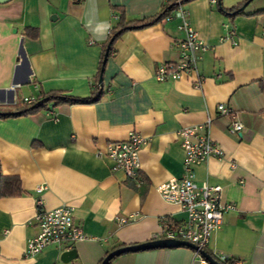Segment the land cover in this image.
<instances>
[{
    "label": "crops",
    "instance_id": "1",
    "mask_svg": "<svg viewBox=\"0 0 264 264\" xmlns=\"http://www.w3.org/2000/svg\"><path fill=\"white\" fill-rule=\"evenodd\" d=\"M246 0H222L233 9ZM166 0H9L0 4V111L14 113L23 100L62 92L87 105L51 103L29 116L0 119L3 176L19 177L22 194L0 198V264H102L113 251L161 239L163 223L182 225L186 214L165 202L157 187L183 176L185 153L179 131L204 125L223 150L195 169L199 184L222 187L235 209L206 249L240 264H264V0H253L233 20L212 0L183 8L193 30L209 45L197 70L177 82L159 83L163 64L180 59L182 18L124 33L114 44L103 74L100 63L121 18L126 23L159 15ZM108 22L95 36L88 21ZM27 29H37L32 39ZM103 84L100 85V77ZM233 111L243 124L229 131ZM141 135L138 186L98 157L111 143ZM69 207L88 238L53 246L27 258V241L38 232L37 204ZM126 219L121 223L119 219ZM74 251L62 262L66 252ZM111 264H202L186 247L123 254Z\"/></svg>",
    "mask_w": 264,
    "mask_h": 264
},
{
    "label": "built area",
    "instance_id": "2",
    "mask_svg": "<svg viewBox=\"0 0 264 264\" xmlns=\"http://www.w3.org/2000/svg\"><path fill=\"white\" fill-rule=\"evenodd\" d=\"M171 1L178 0H166ZM212 3L216 4L217 0H212ZM175 16L182 18L181 27L185 33L184 39L176 43L180 59L175 63L163 64L156 70L154 77L159 83L177 82L184 76L195 73L202 55L210 48L192 29L183 5H179L166 21L174 20ZM34 102V99L23 100L26 105H32ZM218 111L220 115L229 117L230 133L237 134L243 131V124L231 109L219 105ZM210 124L211 119H208L204 125L185 127L179 131L178 135L185 153L183 176L172 178L157 187L159 195L165 202L178 205L186 214V221L182 225L171 226L163 223L160 240L188 242L204 251L208 248L213 235L222 228L225 215L235 209L233 204L223 202L222 187L211 186L208 183L199 184L196 180L197 167L211 158L221 159L224 155L222 148L207 132ZM144 144V138L132 132L127 141L111 143L106 152L98 153V157L110 159L113 171H123L128 179L142 186L144 181L140 178L139 153ZM35 221L39 232L27 241L25 250L27 258H34L53 246L73 245L88 238L83 228L76 224L71 208L66 206L48 210L44 209L42 202L39 201ZM119 221L127 222L125 218ZM196 256L202 264H210L199 251L196 252ZM211 257L220 264H240L237 259L223 254Z\"/></svg>",
    "mask_w": 264,
    "mask_h": 264
},
{
    "label": "trees",
    "instance_id": "3",
    "mask_svg": "<svg viewBox=\"0 0 264 264\" xmlns=\"http://www.w3.org/2000/svg\"><path fill=\"white\" fill-rule=\"evenodd\" d=\"M191 1H194V0H178V1L167 2L164 4L159 15L151 19L126 23L124 17H122L118 27L110 35L109 42L110 41L112 42L110 44V51H109L108 57L111 56L115 42L124 33L131 31V30L143 29V28L157 25L163 22L167 17L171 16L176 11V9L179 7V5H185ZM252 1L253 0H246L244 3L240 4L239 6L233 9H229V10L224 9L222 7L221 5L222 0H217V5L221 9L222 13H224L227 16H230V18L233 20L234 18L238 16L245 15L242 8L244 7V5L249 4ZM26 34L32 39H36L38 37L37 29H27ZM104 60H105V55L103 54L101 63H100L99 76L103 74V70L106 65V63H104ZM261 88L264 91V81L261 82ZM102 96L103 95L101 93H98L95 97L80 99V98L67 96L64 93L59 92V91L51 92L48 94H41L32 105L24 106L22 109H19L18 111L14 113H5V112L0 111V119L29 116L41 110L47 109L51 103H55L57 105L58 104H70V105L94 104L96 102H99ZM21 194H22V186H21V181L19 177L3 176L1 172V166H0V198L16 197V196H20ZM111 263L112 261L109 264Z\"/></svg>",
    "mask_w": 264,
    "mask_h": 264
},
{
    "label": "water",
    "instance_id": "4",
    "mask_svg": "<svg viewBox=\"0 0 264 264\" xmlns=\"http://www.w3.org/2000/svg\"><path fill=\"white\" fill-rule=\"evenodd\" d=\"M9 0H0V4L1 3H6ZM247 4L244 5V7L242 8V10H244L246 8ZM112 42V41H111ZM110 42V44H111ZM109 51H110V45L107 48V51L105 53V60L104 63H106L107 59H108V55H109ZM100 85L102 86L103 84V78L102 76L100 77ZM180 247H186V248H190L193 249L194 251L198 252L210 263V264H220L217 261H215L211 255H209L206 251L204 250H199L198 247H196L195 245L188 243V242H183V241H174V240H157V241H151L145 244H141V245H134V246H127L124 248H120L117 249L113 252H111L102 262V264H109L111 261H113L115 258L123 255V254H128V253H137V252H141V251H147V250H152V249H159V248H180ZM74 254V251H70V252H66L64 253V255L62 256V262L67 263L69 261V259H67V257H70Z\"/></svg>",
    "mask_w": 264,
    "mask_h": 264
},
{
    "label": "clouds",
    "instance_id": "5",
    "mask_svg": "<svg viewBox=\"0 0 264 264\" xmlns=\"http://www.w3.org/2000/svg\"><path fill=\"white\" fill-rule=\"evenodd\" d=\"M87 27L95 36H105L110 31L111 25L108 22L95 23L92 19L88 21Z\"/></svg>",
    "mask_w": 264,
    "mask_h": 264
}]
</instances>
